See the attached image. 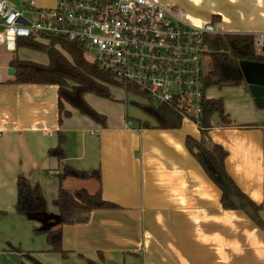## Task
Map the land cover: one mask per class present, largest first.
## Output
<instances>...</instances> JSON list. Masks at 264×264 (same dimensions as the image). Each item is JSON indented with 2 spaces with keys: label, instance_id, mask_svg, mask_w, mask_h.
I'll return each mask as SVG.
<instances>
[{
  "label": "crops",
  "instance_id": "1",
  "mask_svg": "<svg viewBox=\"0 0 264 264\" xmlns=\"http://www.w3.org/2000/svg\"><path fill=\"white\" fill-rule=\"evenodd\" d=\"M181 1L201 22L218 17L226 34L264 35V0ZM19 49L5 50L7 64L0 52V264H22L26 254L41 264H264V226L244 211L224 209L221 190L186 145L187 138L202 141L198 124L184 119L181 129L160 130L141 109L144 115L129 121L126 103L113 105L94 94L85 99L107 117L106 128L69 105L71 116L61 118L58 86L17 84L9 75L13 58L25 60ZM208 99L222 100L230 124L214 115L205 142L228 153L225 169L262 207L264 225V108L257 107L244 76L241 86L219 89ZM60 134L62 161L49 154ZM65 167L99 177L60 184ZM19 177L41 187L54 216L61 186L101 191L119 209L97 210L87 224L65 227L69 255L63 258L50 252L46 236L34 234L39 222L17 213Z\"/></svg>",
  "mask_w": 264,
  "mask_h": 264
},
{
  "label": "built area",
  "instance_id": "2",
  "mask_svg": "<svg viewBox=\"0 0 264 264\" xmlns=\"http://www.w3.org/2000/svg\"><path fill=\"white\" fill-rule=\"evenodd\" d=\"M19 9L0 0V47L15 54L23 39L77 44L100 69L148 99L169 105L196 124L206 97L204 59L208 39L226 35L220 21L188 22L179 6L157 0H56L40 7L21 0ZM264 49V35L257 38ZM94 55L95 57H92ZM2 73L0 70V81Z\"/></svg>",
  "mask_w": 264,
  "mask_h": 264
},
{
  "label": "trees",
  "instance_id": "3",
  "mask_svg": "<svg viewBox=\"0 0 264 264\" xmlns=\"http://www.w3.org/2000/svg\"><path fill=\"white\" fill-rule=\"evenodd\" d=\"M213 21H219L218 17H215ZM208 42L211 50L209 56L212 69L204 80V91L212 87L222 89L241 86L243 75L239 63L242 61L264 64V49L262 53L257 51V39L253 35L226 34L220 37H211ZM19 48L44 53L48 56L49 63L45 65L30 60H21L18 57L13 58L10 67L16 71L15 83L56 85L59 87V113L61 118L71 116L66 108L69 105L81 115L106 128L107 117L95 110L86 101L85 95L94 94L100 98L108 99L110 98L112 86L122 88V85L116 81L111 73L100 69L96 63H90L86 59L82 48L65 40L52 39L48 43H43L27 38L19 42ZM127 91L142 93L134 87H127ZM149 101L148 105L139 103L135 105L156 122L157 129H181L184 115L178 113L169 105L158 103L150 98ZM202 110L197 123L203 139L201 142H196L192 138H187L186 145L188 149L221 190L224 209L244 211L263 227V222L259 216L262 207L257 206L239 189L225 169V160L228 153L219 145H208L205 142L208 131L213 127L212 118L214 115H220L225 124H230L224 114L222 100L204 99ZM192 120L194 121V119ZM144 128L149 129L151 126L145 123ZM64 141V136L60 134L59 146L49 152L50 156L60 161L65 159L62 149ZM194 149H196L195 153ZM96 177H99L98 173L88 175L72 167H65L59 175V181L62 184L68 178L89 180ZM16 186L17 213L31 221L39 222L40 228L36 229L34 234L46 236L50 252L60 254L63 258H68L69 255L63 247L65 227L87 224L94 211L119 209L117 205L104 200L101 191L96 194H90L84 189L70 192L61 186L59 196L54 201V206L58 209L59 214L54 216L49 212L48 203L39 185L33 186L25 177H19ZM15 250L18 251L19 249ZM100 256L102 257L101 254ZM25 260L22 264H41L30 254L25 255ZM86 264L98 263L86 260Z\"/></svg>",
  "mask_w": 264,
  "mask_h": 264
},
{
  "label": "rangeland",
  "instance_id": "4",
  "mask_svg": "<svg viewBox=\"0 0 264 264\" xmlns=\"http://www.w3.org/2000/svg\"><path fill=\"white\" fill-rule=\"evenodd\" d=\"M9 3L15 7H20V2H18L17 0H8ZM158 2L164 4V5H172L175 4L177 6H179L181 9H183L184 11L187 12L188 14V22L195 25V26H203L205 24H207L210 21L205 20L206 18H204V22H201V17L200 15H197L195 13H193L192 11L186 9V7H184L183 3L181 0H172V2H167L165 0H157ZM38 6H44V7H54L55 6V0H37ZM48 43V42H46ZM257 51L258 52H262V50L257 47ZM0 52L2 53V59L1 61H5V63L7 64V60L10 59V54H8L5 49L2 47H0ZM17 56H19L20 58H23L25 60H30L39 64H48L49 63V59L48 56L44 53L41 52H36L33 50H29L26 48H20L19 52L17 54ZM86 59L90 62L93 63L85 54ZM92 57H95L94 55H92ZM6 58V59H5ZM212 69V62H211V58L208 55L205 59H204V75H208V73L211 71ZM3 73L5 75H7V72L4 70ZM115 88V89H112ZM117 88L119 87H111V91H110V98L109 101L111 104L113 105H124V103H126L128 105V109H129V121H133V116L135 113H142V115H144V113L142 111H140V109H138V107L135 105L136 103H142L143 105H148L150 103L149 99L147 97H145V95L143 93H133L135 94L134 96L127 94L125 92V90L123 91V89L121 88V90H117ZM223 89V88H222ZM219 91L218 87H212L209 90L206 91V97L207 98H212V97H216V92ZM106 101V100H105ZM109 101H106L107 103H109ZM122 107V106H121Z\"/></svg>",
  "mask_w": 264,
  "mask_h": 264
},
{
  "label": "water",
  "instance_id": "5",
  "mask_svg": "<svg viewBox=\"0 0 264 264\" xmlns=\"http://www.w3.org/2000/svg\"><path fill=\"white\" fill-rule=\"evenodd\" d=\"M239 66L246 82L250 85L257 107L264 108V64L242 61ZM8 73L10 76H15L16 71L11 68ZM194 151L196 152V149Z\"/></svg>",
  "mask_w": 264,
  "mask_h": 264
}]
</instances>
